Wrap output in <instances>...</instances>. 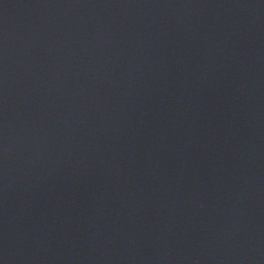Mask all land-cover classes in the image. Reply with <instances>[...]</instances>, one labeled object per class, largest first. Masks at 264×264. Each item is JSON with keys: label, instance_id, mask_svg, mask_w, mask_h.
I'll use <instances>...</instances> for the list:
<instances>
[{"label": "water", "instance_id": "95a60500", "mask_svg": "<svg viewBox=\"0 0 264 264\" xmlns=\"http://www.w3.org/2000/svg\"><path fill=\"white\" fill-rule=\"evenodd\" d=\"M0 264H264V0H0Z\"/></svg>", "mask_w": 264, "mask_h": 264}]
</instances>
